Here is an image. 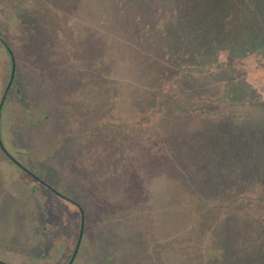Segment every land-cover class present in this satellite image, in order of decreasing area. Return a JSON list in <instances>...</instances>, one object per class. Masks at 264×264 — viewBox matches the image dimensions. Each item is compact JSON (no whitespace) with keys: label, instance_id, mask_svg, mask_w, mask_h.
I'll return each instance as SVG.
<instances>
[{"label":"rangeland","instance_id":"1","mask_svg":"<svg viewBox=\"0 0 264 264\" xmlns=\"http://www.w3.org/2000/svg\"><path fill=\"white\" fill-rule=\"evenodd\" d=\"M175 12L166 56L127 0H0V258L67 264L74 200L73 264H264V55Z\"/></svg>","mask_w":264,"mask_h":264},{"label":"trees","instance_id":"2","mask_svg":"<svg viewBox=\"0 0 264 264\" xmlns=\"http://www.w3.org/2000/svg\"><path fill=\"white\" fill-rule=\"evenodd\" d=\"M127 1L131 4L132 9L136 10L138 18L143 23L138 32H141L145 37L143 38L145 43H150V46L146 45L148 47L145 46L144 48L154 55L160 53V55L167 56L171 50L170 45H168L170 42L169 31L165 30V35L158 37L157 28H147L148 24L152 25L151 23H153L154 16L152 15L156 9L161 12L159 18L165 17L169 10L175 11L176 9L175 13L180 20L177 24L182 25V27L190 25L195 38H201V31L204 28L210 41L216 39L217 45L215 47L227 48L230 57H243L251 53L264 55V0ZM137 13L135 20H137ZM163 14L165 15L163 16ZM154 24L157 25V23ZM187 33L189 31L186 29L185 32L177 31L175 43L177 50H182V52L187 50L185 47H178L182 45V39L185 40ZM198 38L197 41H199ZM202 39L204 40L203 36ZM151 43H156V45ZM165 43L167 44L165 45ZM175 52L173 51V53ZM195 53L193 57L197 58ZM179 56V58L176 57L179 59V64L189 59V56L183 53H179ZM168 72L171 73V66H169Z\"/></svg>","mask_w":264,"mask_h":264},{"label":"water","instance_id":"3","mask_svg":"<svg viewBox=\"0 0 264 264\" xmlns=\"http://www.w3.org/2000/svg\"><path fill=\"white\" fill-rule=\"evenodd\" d=\"M12 60H13V70H12V76H11V79H10V82L8 84V87L3 95V98L0 102V116H1V109H2V106H3V103L5 101V98H6V95H7V90L10 88L11 84H12V81H13V78H14V74H15V67H16V64H15V58L14 56L12 57ZM0 146L4 149V145H3V142H2V139H1V132H0ZM80 210H81V230H80V234H79V238H78V242H77V245H76V248L73 252V255L71 257V262L74 260V258L76 257L78 251H79V247H80V243H81V240H82V237H83V233H84V229H85V213H84V210L82 207H80Z\"/></svg>","mask_w":264,"mask_h":264},{"label":"flooded vegetation","instance_id":"4","mask_svg":"<svg viewBox=\"0 0 264 264\" xmlns=\"http://www.w3.org/2000/svg\"><path fill=\"white\" fill-rule=\"evenodd\" d=\"M5 44V43H4ZM5 46L7 47V49H8V52H9V55H10V58H11V60H12V57L14 56V58H15V54H14V52H13V50L8 46V44L6 43L5 44ZM15 64H16V58H15ZM16 66H17V64H16ZM12 69H13V60H12ZM15 76H16V67H15V74H14V78H15ZM14 78H13V81H14ZM13 81H12V83H13ZM12 85V84H11ZM11 87V86H10ZM8 92H9V89L7 90V94H8ZM6 97H7V95H6ZM5 101H6V98H5ZM5 101H4V103H5ZM4 103H3V105H4ZM3 107V106H2ZM1 117V116H0ZM2 148V147H1ZM3 149V148H2ZM6 149V148H5ZM4 150V149H3ZM5 152H6V154H7V156L11 159V160H13L16 164H18V166L19 167H21L22 169L24 168V166L22 165V163L20 162V161H18L17 160V158H16V156L14 155V154H10L8 151H7V149L6 150H4ZM55 194H57V193H55ZM58 196H61V197H63V198H65V199H67V195L66 196H64V195H61L60 193H58L57 194ZM67 200H69V198L67 199ZM71 201V200H70ZM72 203H74L76 206H78L79 208L80 207H82V205L78 202V201H74V200H72L71 201ZM47 228V226L45 225L44 227H43V229H46ZM78 238H79V235H78ZM73 255V254H72ZM42 256H45V255H42ZM72 257V256H71ZM71 257H70V259H69V261H68V263L67 264H73V262H74V260L71 262ZM75 259V258H74ZM0 264H9L8 262H6L5 260H3L2 258H0Z\"/></svg>","mask_w":264,"mask_h":264},{"label":"crops","instance_id":"5","mask_svg":"<svg viewBox=\"0 0 264 264\" xmlns=\"http://www.w3.org/2000/svg\"><path fill=\"white\" fill-rule=\"evenodd\" d=\"M2 56H3V55H2ZM8 57H9V58H8ZM3 59H4V61L7 60V61H9V62L12 63V60H11V58H10L9 53H8V56L5 54V55L3 56ZM8 59H9V60H8Z\"/></svg>","mask_w":264,"mask_h":264}]
</instances>
